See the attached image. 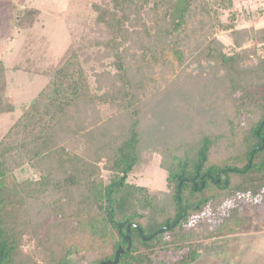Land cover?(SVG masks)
<instances>
[{
	"label": "trees",
	"instance_id": "obj_1",
	"mask_svg": "<svg viewBox=\"0 0 264 264\" xmlns=\"http://www.w3.org/2000/svg\"><path fill=\"white\" fill-rule=\"evenodd\" d=\"M231 3L98 0L90 5L80 42L47 71L46 86L0 139V264H64L74 256L80 264H101L125 244L121 235L128 224L145 237L164 230L144 242L131 228L132 248L118 264H142L146 254L166 259L153 244L171 256L178 251L180 262L191 263L204 242L234 234L245 204L264 203V64L241 86L234 70L245 55L224 53L213 35L234 29L216 14ZM37 14L26 10L18 27H31ZM247 39L258 41L264 56V28ZM196 55L229 77L224 97L232 103L222 108L224 127L218 131L199 123L193 129L179 112H173L169 126L149 123L150 102L168 93L167 83ZM32 66L27 62L24 69L31 73ZM5 76L0 61V115L13 108L5 96ZM158 144L167 146L159 149L164 193L127 182L147 164L142 163L145 147ZM27 168L19 180L16 172ZM186 206L191 208L179 219ZM42 228L24 252L25 234Z\"/></svg>",
	"mask_w": 264,
	"mask_h": 264
},
{
	"label": "rangeland",
	"instance_id": "obj_2",
	"mask_svg": "<svg viewBox=\"0 0 264 264\" xmlns=\"http://www.w3.org/2000/svg\"><path fill=\"white\" fill-rule=\"evenodd\" d=\"M96 1L0 0V61L6 68L5 96L13 105L10 112L0 115V139L19 118L23 108L46 86L49 81L47 71L58 64L70 47L80 42L83 29L92 16L90 5ZM231 4V8L218 10L216 14L222 25H232L234 29L214 30L213 35L222 43L224 53L236 50L245 55L242 65L234 70V76L237 75L236 80H240L242 86L247 84L249 74L264 64L261 44L247 39L253 35V30L264 28V0H232ZM26 10L37 12V17L31 27L19 28L17 23ZM234 41H238L239 45H235ZM27 62L34 63L31 73L30 69L29 72L24 69ZM14 66L20 67V70H14ZM228 83L229 77L225 71L216 70L214 62L205 61V58H198L197 55L189 56L167 83L168 93L164 92L163 97L153 98L150 102L148 121L158 128L166 127L171 124L173 112H179L185 121H190V128L195 129L199 123H204L219 131L224 127L222 108L232 103V100L224 97ZM192 104H199L204 109L194 111ZM164 147L167 146L158 144L145 147L142 163L147 164L136 168L128 176L127 182L145 187L150 192H167L165 172L159 165L162 161L159 149ZM102 165L103 162L98 166L102 168ZM27 170L17 171V178H26ZM102 175L105 179V170H102ZM237 221L234 234L217 236L203 243L206 254L210 253L218 260H229L231 264H242L239 260L246 256L252 239L264 226V203L256 200L253 204H245ZM42 230H30L25 234L23 239L29 243L22 247L24 252L29 250L30 238L39 237ZM205 260L206 264H212L210 258ZM65 264L80 263L74 256ZM257 264H263V260Z\"/></svg>",
	"mask_w": 264,
	"mask_h": 264
},
{
	"label": "flooded vegetation",
	"instance_id": "obj_3",
	"mask_svg": "<svg viewBox=\"0 0 264 264\" xmlns=\"http://www.w3.org/2000/svg\"><path fill=\"white\" fill-rule=\"evenodd\" d=\"M128 225H132V224H128ZM127 225V226H128ZM131 228H136L137 230H138V232H139V235H140V237H141V239L144 241V242H148V241H150V239L152 238V237H155V236H157L162 230H164V228H162V229H160V230H158L157 232H155V233H153L152 234V236L150 237H145L143 234H142V232H141V230L139 229V228H137L136 226H134L133 225V227H130V232H131ZM121 229V228H120ZM119 229V230H120ZM126 232H127V227H126V230H125V232H124V234H122L121 235V240H122V242H125V244H122V245H120V246H118L117 248H116V250H115V252H114V256H115V254H116V252L120 249L121 250V253H120V256H119V259H118V262H117V264L119 263V261H120V258H121V256H122V254L124 253V252H130V250H131V248H132V245L130 244V248H129V250H127L126 248H127V239L125 238L126 237ZM130 232H129V237H130ZM130 242H131V238H130ZM154 246H153V248L154 249H158V254H159V256L160 257H167L166 259H160V261L159 260H152V259H150V258H148V257H150L151 255L150 254H146V259H144V260H142V264H206V260L205 259H207V258H209V256H206L203 252H205L203 249H205V248H201V250H200V252H199V255H198V257L195 259V260H193L191 263H186V260H183L182 262H180L181 260L179 259V256H180V252H178V251H176V252H174L173 254H172V256H171V253L170 254H166V253H164V252H162V246L161 245H155V244H153ZM136 247V246H135ZM138 247V246H137ZM136 247V248H137ZM141 248H146V247H141ZM133 254V253H132ZM131 254V255H132ZM142 255H144V254H142ZM114 256H113V258L112 259H110L109 261H113L114 260ZM129 256V255H128ZM202 256H205L204 258L202 257ZM171 258V259H170ZM105 262V261H104ZM67 263V262H66ZM65 264V263H64Z\"/></svg>",
	"mask_w": 264,
	"mask_h": 264
},
{
	"label": "crops",
	"instance_id": "obj_4",
	"mask_svg": "<svg viewBox=\"0 0 264 264\" xmlns=\"http://www.w3.org/2000/svg\"><path fill=\"white\" fill-rule=\"evenodd\" d=\"M261 228L262 229H260L258 233H256L254 238L252 239L250 249L247 251L246 256L243 257V259L239 260V263L257 264L260 260H263V264H264V226H262ZM223 237H227V235ZM203 253L209 256V258L212 260V264H231L229 260H223V259L218 260L214 258L213 256H211L210 253L206 254V251ZM247 257H252V259L248 260Z\"/></svg>",
	"mask_w": 264,
	"mask_h": 264
},
{
	"label": "water",
	"instance_id": "obj_5",
	"mask_svg": "<svg viewBox=\"0 0 264 264\" xmlns=\"http://www.w3.org/2000/svg\"><path fill=\"white\" fill-rule=\"evenodd\" d=\"M179 184H181V183H179ZM226 184V183H225ZM191 207L190 206H186V207H184V208H182V211H181V216H179V219L180 218H182L184 215H185V212L188 210V209H190ZM112 218V216L109 218V219H111ZM178 219V220H179ZM177 222V221H176ZM175 222V223H176ZM116 226L120 229V228H122V226H123V223H119V224H116ZM130 227H133V225H128L127 226V232H126V239H127V250H129V248H130V244H131V242H130V237H129V232H130ZM120 253H121V250L119 249L117 252H116V254H115V256H114V260L113 261H105V262H102L101 264H117V262H118V259H119V256H120ZM1 260V259H0Z\"/></svg>",
	"mask_w": 264,
	"mask_h": 264
}]
</instances>
